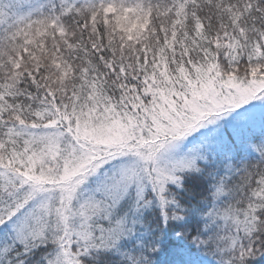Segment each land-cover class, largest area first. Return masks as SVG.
Returning <instances> with one entry per match:
<instances>
[{"label": "snow or ice", "instance_id": "obj_1", "mask_svg": "<svg viewBox=\"0 0 264 264\" xmlns=\"http://www.w3.org/2000/svg\"><path fill=\"white\" fill-rule=\"evenodd\" d=\"M0 264H264V0H0Z\"/></svg>", "mask_w": 264, "mask_h": 264}]
</instances>
